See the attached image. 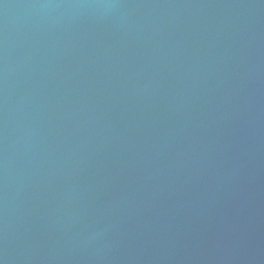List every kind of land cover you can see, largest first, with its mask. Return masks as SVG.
Segmentation results:
<instances>
[{
	"label": "water",
	"instance_id": "water-1",
	"mask_svg": "<svg viewBox=\"0 0 264 264\" xmlns=\"http://www.w3.org/2000/svg\"><path fill=\"white\" fill-rule=\"evenodd\" d=\"M0 264H264V0H0Z\"/></svg>",
	"mask_w": 264,
	"mask_h": 264
}]
</instances>
